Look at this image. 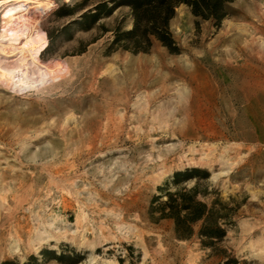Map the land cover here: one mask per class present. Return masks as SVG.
<instances>
[{
	"label": "rangeland",
	"instance_id": "374dc122",
	"mask_svg": "<svg viewBox=\"0 0 264 264\" xmlns=\"http://www.w3.org/2000/svg\"><path fill=\"white\" fill-rule=\"evenodd\" d=\"M108 1L0 7V264H264V0L227 4L219 25L179 6L177 54L111 47L126 7L84 29ZM191 148L197 164L163 156ZM192 168L238 205L213 248L150 219L158 188Z\"/></svg>",
	"mask_w": 264,
	"mask_h": 264
},
{
	"label": "trees",
	"instance_id": "16d2710c",
	"mask_svg": "<svg viewBox=\"0 0 264 264\" xmlns=\"http://www.w3.org/2000/svg\"><path fill=\"white\" fill-rule=\"evenodd\" d=\"M235 0H109L94 7L80 16L81 24L87 29L101 15H109L119 7L129 9L132 19L129 30L117 27L113 32L111 47L122 49L133 54L147 53L153 42L160 43L170 53L179 52L169 30V22L175 10L185 5L191 14L202 21H213L219 25L228 16L226 5ZM42 7L49 12L53 10L49 0H0L2 8ZM209 173L199 169H185L175 172L162 187L158 188L159 198L150 208L152 221L171 220L174 234L179 240H189L197 236L203 247L213 248L226 235L227 227L233 225L238 205L233 199L222 202L220 193L210 190L206 184ZM193 181L192 187L183 186ZM163 199V200H162ZM155 203V204H154ZM45 252H43L44 254ZM54 260L69 259L65 254L56 256ZM36 258L32 257L31 260ZM78 260V259H77ZM74 263V261H71ZM76 262V261H75ZM122 260H119V264ZM230 263H236L232 261ZM2 264H10L8 261Z\"/></svg>",
	"mask_w": 264,
	"mask_h": 264
},
{
	"label": "bare ground",
	"instance_id": "6f19581e",
	"mask_svg": "<svg viewBox=\"0 0 264 264\" xmlns=\"http://www.w3.org/2000/svg\"><path fill=\"white\" fill-rule=\"evenodd\" d=\"M145 108H144V110H145ZM148 110H145V113ZM147 114H149V113H147ZM195 152H196V150H194L193 148H191V149H189L187 151H184V152H182L181 150L180 151H177V152H174L173 150H168L163 156H167L170 153H172L171 155H173L175 157L174 161H177L178 162L177 165H180V164L183 165V163H186L188 165L189 164H197V163H194V161L192 159V157L194 156ZM157 158L158 159H161V157H159V156ZM205 159H206L205 156L204 157H201L198 163H201ZM161 173L159 174V176H161ZM113 223H114V225L116 227L115 229L117 230V232H118V234L120 236H125V235L129 234V232L131 231L129 227H124L122 224H120L121 223V220L120 219H114ZM37 237H38V244H44V243H47V242H52L54 240H58V236H54L52 234L47 235L45 237L44 236L41 237V234L37 233Z\"/></svg>",
	"mask_w": 264,
	"mask_h": 264
}]
</instances>
